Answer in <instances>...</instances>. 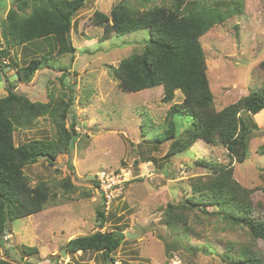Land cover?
Returning a JSON list of instances; mask_svg holds the SVG:
<instances>
[{
    "label": "rangeland",
    "instance_id": "rangeland-1",
    "mask_svg": "<svg viewBox=\"0 0 264 264\" xmlns=\"http://www.w3.org/2000/svg\"><path fill=\"white\" fill-rule=\"evenodd\" d=\"M121 1L88 0L77 12L76 26L70 33L75 55H58L54 40H38L10 51L7 61L16 70L32 59L46 57L42 67L52 69H41L30 83L20 81L16 90L5 82L0 99L9 92L44 104L74 98L79 139L72 160L62 154L53 165L41 159L25 168L28 185L34 188L45 183L50 199L43 211L6 224L4 235H0V260L18 264H112L104 261L101 251L71 254L65 250L70 240L90 235L98 227L96 213L105 210L95 181L103 170L124 171L128 175L124 194L110 211H105L107 223L102 229L125 236L113 255L114 264H225L228 242L250 241L247 228H229L220 218L201 210L190 214L184 242L170 235L163 225L167 205L185 202L190 179L207 174L199 164L203 159L232 165L234 179L251 191L256 216L264 218V155L260 153L264 144V111L253 117L258 128L251 136L249 157L243 164L233 163L226 149L203 140L180 155L165 158L169 143L155 140L167 130L166 114L173 104L182 102L183 95L176 91L174 100L165 103L161 86L135 94L120 89L113 70L125 58L141 54L150 39L148 30L121 37L106 36L104 27L93 25L95 11L111 18L112 8ZM129 1L139 5V0ZM167 1L153 0L148 5ZM242 1L243 15L225 18L223 24L201 38L217 110L264 85V0ZM19 4L18 0H0V48L6 46L2 27L7 12ZM61 70L67 71L70 86L61 78ZM148 118L154 123L152 129ZM176 122L178 130L180 124L189 122L187 128L191 125L188 117L177 116ZM142 127L150 130L145 136ZM56 133L51 119L41 117L32 129L18 128L14 142L19 146L34 139L51 140ZM136 226H141L143 233L128 239L126 234L134 233ZM256 245L264 250L263 240ZM23 246L37 247L39 253L25 257ZM191 249L198 252L193 254Z\"/></svg>",
    "mask_w": 264,
    "mask_h": 264
},
{
    "label": "trees",
    "instance_id": "trees-1",
    "mask_svg": "<svg viewBox=\"0 0 264 264\" xmlns=\"http://www.w3.org/2000/svg\"><path fill=\"white\" fill-rule=\"evenodd\" d=\"M18 1V8L7 12L2 27L6 46L0 48V69L12 65L4 64L12 48L38 40H54L60 56L75 55L76 48L70 33L76 26L75 15L88 0ZM152 1L139 0V5H134L129 0H122L112 8L111 18L98 11L92 17L93 25L104 27L106 36L114 34L121 37L140 30L149 31L150 39L142 53L125 58L113 70L120 89L135 94L161 86L165 103L174 100L176 91L183 95L182 102L173 104L166 114L167 130L155 140L169 143L165 158L180 155L198 140H203L209 145L223 147L233 163L243 164L249 157L251 136L258 128L253 117L264 111V85L236 103L217 110L201 44V38L216 25L223 24L225 18L243 15V1L168 0L148 5ZM47 59H32L27 65L19 66L16 71L21 82L30 83ZM61 73L65 84L70 86L67 71L61 70ZM9 86L12 88L11 83ZM74 100L60 98L44 104L32 102L15 92H9L0 99V235H4L8 222L37 214L49 202V187L40 183L31 188L25 168L40 162V156H45L44 161L50 165L62 154L73 159L74 145L79 139ZM46 116L56 126L54 139H34L15 145L14 133L18 128L32 129L37 126L39 118ZM177 116L190 118L191 125L187 128L189 122L180 124L178 130ZM149 121L152 129L154 123ZM149 132L142 127L144 136ZM260 153L264 155V144ZM199 164L207 174L190 179V193L185 202L167 205L163 225L170 235L184 242L189 231L190 214L201 210L220 218L229 228L249 230L248 243L228 242L224 252L225 264H264V250L256 245L259 240L264 241V218L255 214L251 191L234 179L232 165H218L206 159ZM95 184L98 187L97 181ZM104 204L103 201V207ZM208 208L213 211L208 213ZM96 217L99 222L97 229L90 235L70 240L65 250L71 254L101 251L104 261L114 264L113 255L125 236L102 231L107 223L105 211L98 210ZM23 248L25 257L39 253L37 247ZM191 251L193 254L198 252L197 249ZM0 264L18 263L0 260Z\"/></svg>",
    "mask_w": 264,
    "mask_h": 264
},
{
    "label": "built area",
    "instance_id": "built-area-1",
    "mask_svg": "<svg viewBox=\"0 0 264 264\" xmlns=\"http://www.w3.org/2000/svg\"><path fill=\"white\" fill-rule=\"evenodd\" d=\"M4 64H8L5 60ZM127 173L124 171L103 170L96 176L98 191L100 192L104 204V210L110 211L113 203L117 202L124 194L127 179Z\"/></svg>",
    "mask_w": 264,
    "mask_h": 264
},
{
    "label": "water",
    "instance_id": "water-1",
    "mask_svg": "<svg viewBox=\"0 0 264 264\" xmlns=\"http://www.w3.org/2000/svg\"><path fill=\"white\" fill-rule=\"evenodd\" d=\"M4 76L7 77L8 82L11 83L14 90H16L19 85L18 83L21 80L19 78V74L15 72L12 66L4 67L3 69H0V89H4ZM41 159L44 160L46 159V157L40 156L39 160ZM142 233H143V230L141 226H136V228L134 229V233L128 232L126 234V237L128 239H135V238L140 237ZM65 254H66V251L64 250L63 255Z\"/></svg>",
    "mask_w": 264,
    "mask_h": 264
},
{
    "label": "crops",
    "instance_id": "crops-1",
    "mask_svg": "<svg viewBox=\"0 0 264 264\" xmlns=\"http://www.w3.org/2000/svg\"><path fill=\"white\" fill-rule=\"evenodd\" d=\"M2 39L0 38V41H1ZM2 44V43H1ZM21 47V46H20ZM8 63H10V62H8ZM44 66V65H43ZM43 68H46V69H48V70H50V69H52L51 67H49V66H45V67H43ZM42 68V69H43ZM14 70H15V72L17 73V71H16V69L15 68H13ZM54 70V72H56L55 71V69H53ZM41 70H39L38 72H40ZM51 71V70H50ZM35 75H37V73L35 74ZM6 79H7V77H6ZM6 79H5V77H4V89H5V87H6V84H5V82H6ZM7 83L9 84V82L7 81ZM18 87H19V85H18Z\"/></svg>",
    "mask_w": 264,
    "mask_h": 264
}]
</instances>
